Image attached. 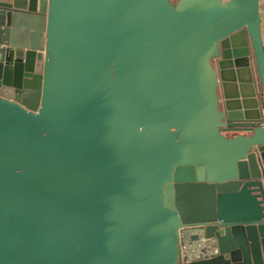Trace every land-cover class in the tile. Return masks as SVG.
<instances>
[{
	"label": "water",
	"instance_id": "1",
	"mask_svg": "<svg viewBox=\"0 0 264 264\" xmlns=\"http://www.w3.org/2000/svg\"><path fill=\"white\" fill-rule=\"evenodd\" d=\"M0 264H264L260 0H0Z\"/></svg>",
	"mask_w": 264,
	"mask_h": 264
},
{
	"label": "flooded vegetation",
	"instance_id": "2",
	"mask_svg": "<svg viewBox=\"0 0 264 264\" xmlns=\"http://www.w3.org/2000/svg\"><path fill=\"white\" fill-rule=\"evenodd\" d=\"M241 66H240V73L241 75H243L242 77H244L245 79H248L250 76V73L254 74L253 72V63H252V59L251 58H247L246 62H241ZM225 67L226 69L228 68L229 72L231 71L229 69L230 65L228 63H225ZM230 76V75H229Z\"/></svg>",
	"mask_w": 264,
	"mask_h": 264
},
{
	"label": "rangeland",
	"instance_id": "3",
	"mask_svg": "<svg viewBox=\"0 0 264 264\" xmlns=\"http://www.w3.org/2000/svg\"><path fill=\"white\" fill-rule=\"evenodd\" d=\"M261 33L264 39V0H260Z\"/></svg>",
	"mask_w": 264,
	"mask_h": 264
}]
</instances>
